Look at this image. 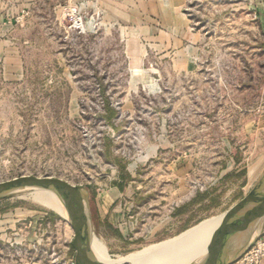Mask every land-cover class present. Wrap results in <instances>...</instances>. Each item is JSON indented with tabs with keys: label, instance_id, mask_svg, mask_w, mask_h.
<instances>
[{
	"label": "rangeland",
	"instance_id": "rangeland-1",
	"mask_svg": "<svg viewBox=\"0 0 264 264\" xmlns=\"http://www.w3.org/2000/svg\"><path fill=\"white\" fill-rule=\"evenodd\" d=\"M260 12L264 0H0V181L61 178L89 209L134 191L130 240L91 218L115 264L231 215L264 172ZM22 193L0 198V253L74 264L63 213Z\"/></svg>",
	"mask_w": 264,
	"mask_h": 264
},
{
	"label": "water",
	"instance_id": "water-1",
	"mask_svg": "<svg viewBox=\"0 0 264 264\" xmlns=\"http://www.w3.org/2000/svg\"><path fill=\"white\" fill-rule=\"evenodd\" d=\"M32 189H51L66 198L69 222L73 230L72 246L74 264H88L92 234L88 193L80 185L52 176L20 175L0 181V198L16 195ZM232 220L225 228L213 253L195 264H231L245 249L252 238L251 225L264 213V172L255 188L241 200Z\"/></svg>",
	"mask_w": 264,
	"mask_h": 264
},
{
	"label": "bare ground",
	"instance_id": "bare-ground-1",
	"mask_svg": "<svg viewBox=\"0 0 264 264\" xmlns=\"http://www.w3.org/2000/svg\"><path fill=\"white\" fill-rule=\"evenodd\" d=\"M21 196L29 197L32 201L48 207L59 214L63 213L66 220L68 222L71 221L66 198L58 191L32 189L22 193ZM235 212L231 215L209 218L200 222L197 227L160 247L147 260L132 264H195L204 261L213 253ZM259 228H264V213L256 218L250 229L253 232ZM89 256L90 261L94 264H115L110 255L105 252L101 239L95 234L91 236Z\"/></svg>",
	"mask_w": 264,
	"mask_h": 264
},
{
	"label": "crops",
	"instance_id": "crops-1",
	"mask_svg": "<svg viewBox=\"0 0 264 264\" xmlns=\"http://www.w3.org/2000/svg\"><path fill=\"white\" fill-rule=\"evenodd\" d=\"M260 13L263 18L264 12ZM133 192L134 191L130 190L110 188L104 192L98 193L95 197L93 207H90V210L93 208V211H90V214L91 218H93V222H95L93 223V228L95 229L94 231L98 232L99 235L103 237L105 236L104 231L107 228H113L119 231L120 237L123 239H126L127 237L130 240L131 236L129 234L134 230L136 225L134 224L135 221H132L133 216L129 211V207H131L134 203L131 199L133 197L131 193ZM125 197L129 199L126 200ZM25 241H27V239ZM4 243L6 246L12 245L10 242ZM5 248H8L9 250V247ZM9 256L10 254L0 253V264H44L41 261H32V259H27L26 255H20V263H17L16 261L10 259ZM142 259L143 258H140L138 261H141Z\"/></svg>",
	"mask_w": 264,
	"mask_h": 264
},
{
	"label": "built area",
	"instance_id": "built-area-1",
	"mask_svg": "<svg viewBox=\"0 0 264 264\" xmlns=\"http://www.w3.org/2000/svg\"><path fill=\"white\" fill-rule=\"evenodd\" d=\"M231 264H264V236L257 237Z\"/></svg>",
	"mask_w": 264,
	"mask_h": 264
},
{
	"label": "trees",
	"instance_id": "trees-1",
	"mask_svg": "<svg viewBox=\"0 0 264 264\" xmlns=\"http://www.w3.org/2000/svg\"><path fill=\"white\" fill-rule=\"evenodd\" d=\"M106 109L108 111V118L110 119L112 116H114L116 114V110L114 108H112L108 103H106Z\"/></svg>",
	"mask_w": 264,
	"mask_h": 264
}]
</instances>
